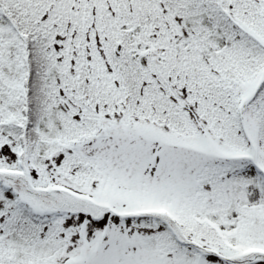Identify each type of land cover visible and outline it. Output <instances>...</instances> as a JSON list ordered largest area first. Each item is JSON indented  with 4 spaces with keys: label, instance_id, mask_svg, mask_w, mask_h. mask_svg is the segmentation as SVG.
<instances>
[{
    "label": "snow or ice",
    "instance_id": "6c2138e0",
    "mask_svg": "<svg viewBox=\"0 0 264 264\" xmlns=\"http://www.w3.org/2000/svg\"><path fill=\"white\" fill-rule=\"evenodd\" d=\"M0 264H264V0H0Z\"/></svg>",
    "mask_w": 264,
    "mask_h": 264
}]
</instances>
